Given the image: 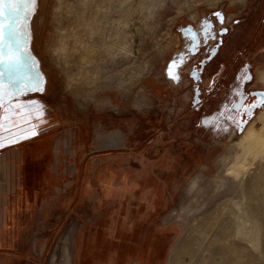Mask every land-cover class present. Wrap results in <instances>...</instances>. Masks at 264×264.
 Listing matches in <instances>:
<instances>
[{
	"label": "rangeland",
	"instance_id": "374dc122",
	"mask_svg": "<svg viewBox=\"0 0 264 264\" xmlns=\"http://www.w3.org/2000/svg\"><path fill=\"white\" fill-rule=\"evenodd\" d=\"M215 11L264 87V0H35L43 91L13 99L42 108L3 133L0 264H264V147L241 140L264 137V105L238 137L199 135L167 71L181 26Z\"/></svg>",
	"mask_w": 264,
	"mask_h": 264
},
{
	"label": "flooded vegetation",
	"instance_id": "af4514ba",
	"mask_svg": "<svg viewBox=\"0 0 264 264\" xmlns=\"http://www.w3.org/2000/svg\"><path fill=\"white\" fill-rule=\"evenodd\" d=\"M217 12L221 13L222 20L215 15ZM205 20L211 21V30L206 44L202 31ZM262 21L258 26L260 30L264 25V20ZM237 23V19L230 20L224 16L222 11H215L190 21L180 28L183 45L179 54H184V60L179 66L182 67V73L185 74V87L189 88L188 106L182 113L190 118L192 131L196 129L195 133L199 135L238 136L264 105L262 103L254 107L251 115L244 107L253 104L259 93L264 92V87H258L254 83L255 73L252 62L245 59L242 63L237 64V54L230 58L234 49L227 48V38L235 31ZM222 28L225 31L221 32ZM190 29L194 30L200 38L198 50L195 52L188 47L191 44ZM260 53L255 54L251 60L259 58L261 55L264 59V53ZM179 54L174 60H179ZM225 55L226 62H220L216 71L209 72L212 64ZM244 65L249 66L247 73L252 77L250 80H242L244 73L241 70ZM179 78L181 81L182 76ZM240 92H243V98L239 95ZM236 105H240V107H236ZM221 112L223 115H220ZM229 116L234 119H227ZM241 121H246V123L242 128H238L237 124Z\"/></svg>",
	"mask_w": 264,
	"mask_h": 264
},
{
	"label": "snow or ice",
	"instance_id": "6c2138e0",
	"mask_svg": "<svg viewBox=\"0 0 264 264\" xmlns=\"http://www.w3.org/2000/svg\"><path fill=\"white\" fill-rule=\"evenodd\" d=\"M35 6V0H0V147L5 145V137L3 133L6 129L17 127L18 124H23L32 119L31 110L34 108H42L37 101H15L13 98L20 96L21 93L31 91H43L42 75L33 69L36 67V62L31 53L27 49L28 41V19ZM215 15L223 19L221 13ZM211 30V21L205 20L202 31L204 33V42L207 43ZM191 34V44L188 47L193 51H197L200 38L194 30H189ZM225 29H221V32ZM184 54H179V60H172L168 66V75L174 79H179V73L176 69L183 63ZM31 61V63H29ZM248 65L242 68V80H250L252 77L247 73ZM240 79V77H238ZM5 81L7 88L4 87ZM239 95L243 98V92ZM8 101L7 104L5 102ZM264 103V92L259 93L256 101L251 105H246L248 114H252L254 107ZM240 107V105H236ZM38 112L37 115H42ZM220 115H223L221 112ZM16 119L13 120L12 118ZM233 120L232 116L227 117ZM246 121H241L237 124L238 128H242ZM34 127V126H33ZM22 130V129H21ZM29 135H34V132H29ZM23 137H15L6 142L15 143L16 139Z\"/></svg>",
	"mask_w": 264,
	"mask_h": 264
},
{
	"label": "bare ground",
	"instance_id": "6f19581e",
	"mask_svg": "<svg viewBox=\"0 0 264 264\" xmlns=\"http://www.w3.org/2000/svg\"><path fill=\"white\" fill-rule=\"evenodd\" d=\"M109 105V104H108ZM238 137V136H237ZM242 141L245 142L244 153L253 152L256 148L264 147V137L260 133L254 132L252 129H248L242 134ZM263 149V148H262ZM264 150V149H263ZM260 152V151H259ZM256 154V153H255ZM253 155V154H252ZM231 165V164H230ZM244 166V165H243ZM232 170V169H231ZM236 172V170H235ZM71 233H67L65 240L68 242L67 244L71 245ZM67 262L71 263V257L67 254Z\"/></svg>",
	"mask_w": 264,
	"mask_h": 264
},
{
	"label": "crops",
	"instance_id": "0c3cea01",
	"mask_svg": "<svg viewBox=\"0 0 264 264\" xmlns=\"http://www.w3.org/2000/svg\"><path fill=\"white\" fill-rule=\"evenodd\" d=\"M4 212L0 211V222L2 223L3 221L5 222L6 220H4L3 218ZM1 226V224H0ZM1 229V228H0Z\"/></svg>",
	"mask_w": 264,
	"mask_h": 264
}]
</instances>
